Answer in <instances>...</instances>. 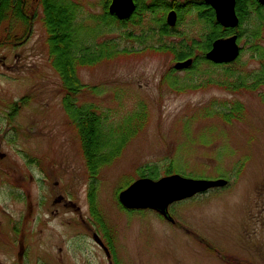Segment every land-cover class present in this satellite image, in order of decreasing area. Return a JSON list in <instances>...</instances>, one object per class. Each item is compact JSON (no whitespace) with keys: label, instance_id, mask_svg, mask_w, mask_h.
I'll list each match as a JSON object with an SVG mask.
<instances>
[{"label":"rangeland","instance_id":"obj_1","mask_svg":"<svg viewBox=\"0 0 264 264\" xmlns=\"http://www.w3.org/2000/svg\"><path fill=\"white\" fill-rule=\"evenodd\" d=\"M66 1L86 44L111 41L93 59L82 56L85 88L73 102L118 131L119 147L91 171L51 59L44 6L35 4L22 44L0 46V264H264V84L252 87L262 65L251 50H264V29L253 40V22L243 26L232 68L249 89L219 79L192 88L185 71L171 72L179 60L162 47L181 38L162 36L154 15L105 29L95 18L107 0ZM176 29L205 32L192 12ZM198 69L208 81L212 69L202 61ZM174 174L229 184L173 204L174 225L122 207L119 195L134 181Z\"/></svg>","mask_w":264,"mask_h":264},{"label":"trees","instance_id":"obj_2","mask_svg":"<svg viewBox=\"0 0 264 264\" xmlns=\"http://www.w3.org/2000/svg\"><path fill=\"white\" fill-rule=\"evenodd\" d=\"M111 1L107 0L104 3V15L95 18L97 25L103 26L105 29H111L112 26L123 29L132 23L141 21L142 18H151L154 15L155 18H152L160 24L159 32L162 36L181 38L179 42L173 41L170 42V45H162V47L165 46L166 49L171 50L179 61L189 58L194 59L193 65L184 70L187 73V83H192V88H198L204 86L207 82L211 83L219 79L217 83L219 86H225L232 91H237L240 88L249 89L246 86L247 80L243 78L240 72L232 70L239 63L240 58L230 64H214L205 58V54L211 50L213 43L218 39L236 34L238 41H240L246 31L243 29L246 23L253 22L254 24V29L250 31L253 40L261 39L264 29V6L257 0H236L239 25L235 29H227L221 26L217 22L214 9L205 0H188L180 4L175 1L169 3L165 0H152L150 3L144 4L140 0H135V11L128 19L124 20L118 19L109 12ZM35 4L44 6L45 24L51 33V59L62 78L63 87L66 91L65 106L70 115L79 116L76 127L82 140L86 160L91 171H94L98 165L108 162L115 155L114 148L117 149L119 145L114 137L118 131L114 129L107 131L103 128V119L96 114L91 106L76 109L73 97L85 88V85L80 82L77 76L78 67L83 62L82 58L88 56L89 59V55H91V59H93V57H96L94 52L100 51L102 48L105 49L111 41L103 43L102 46L86 44L87 38L85 33L83 35L81 32L82 26L74 24L77 8L73 3L66 0H0V46L18 47L22 44L19 39V30L21 26L27 27L28 32L32 29L36 15ZM170 10L177 11V25L182 22L184 13L192 12L197 23L203 24L205 32L199 37H195L177 32V25L169 27L166 23V16ZM160 14L162 17L158 16ZM132 36L129 34L128 38ZM196 50H200L202 54L195 55ZM251 50L259 51L258 60L262 65L261 72L257 75L255 81H252V87L256 88L264 84V50L260 45H253ZM200 61L212 69L208 75L210 76L208 81H202L206 79V74L198 69ZM171 72L177 71L173 68ZM195 77H199V82L196 81L197 84L195 83ZM154 170L151 171V176H153L152 172Z\"/></svg>","mask_w":264,"mask_h":264},{"label":"water","instance_id":"obj_3","mask_svg":"<svg viewBox=\"0 0 264 264\" xmlns=\"http://www.w3.org/2000/svg\"><path fill=\"white\" fill-rule=\"evenodd\" d=\"M264 6V0H257ZM215 11L217 22L227 29H235L239 25L236 12V0H205ZM134 0H112L109 12L118 19H128L135 11ZM178 15L172 10L167 15V24L174 27ZM241 54V47L236 34L221 38L213 43L205 58L214 64H230L235 62ZM193 59L179 61L174 69L181 71L190 68ZM228 185L225 179H192L178 174L163 177L159 180L141 178L132 183L119 195L120 203L129 210L152 209L161 214L166 220L175 224L169 207L175 202L190 199L198 194L212 189L224 188Z\"/></svg>","mask_w":264,"mask_h":264},{"label":"flooded vegetation","instance_id":"obj_4","mask_svg":"<svg viewBox=\"0 0 264 264\" xmlns=\"http://www.w3.org/2000/svg\"><path fill=\"white\" fill-rule=\"evenodd\" d=\"M128 211H136V210H128ZM159 215V214H158ZM160 217H162L161 215H159ZM163 218V217H162ZM164 219V218H163ZM165 220V219H164ZM166 221V220H165ZM96 235V234H95ZM96 240H97V243L101 246L102 249H104L107 253V256L109 257L110 256V252H109V249L107 247V245L105 246L103 244V242L100 240V238L98 236H96Z\"/></svg>","mask_w":264,"mask_h":264}]
</instances>
